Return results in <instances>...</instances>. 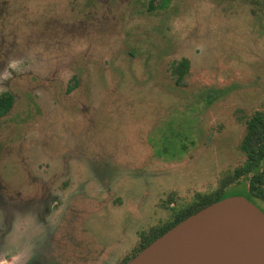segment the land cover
Listing matches in <instances>:
<instances>
[{
  "label": "rangeland",
  "instance_id": "rangeland-1",
  "mask_svg": "<svg viewBox=\"0 0 264 264\" xmlns=\"http://www.w3.org/2000/svg\"><path fill=\"white\" fill-rule=\"evenodd\" d=\"M158 2L0 0V94L14 96L0 119V202L15 205L7 239L35 225L24 244L41 257L24 260L123 264L242 165L244 121L264 114L262 0Z\"/></svg>",
  "mask_w": 264,
  "mask_h": 264
},
{
  "label": "water",
  "instance_id": "water-1",
  "mask_svg": "<svg viewBox=\"0 0 264 264\" xmlns=\"http://www.w3.org/2000/svg\"><path fill=\"white\" fill-rule=\"evenodd\" d=\"M124 264H264V212L243 196L177 223Z\"/></svg>",
  "mask_w": 264,
  "mask_h": 264
},
{
  "label": "trees",
  "instance_id": "trees-1",
  "mask_svg": "<svg viewBox=\"0 0 264 264\" xmlns=\"http://www.w3.org/2000/svg\"><path fill=\"white\" fill-rule=\"evenodd\" d=\"M169 1L170 0H159V5L157 7L159 9H165ZM261 4L262 8H264V0H262ZM188 70L189 61L187 59H182L171 65V74L175 78L176 85H182ZM75 86L76 83L69 87L67 91H71ZM13 104L14 96L10 92L6 91L0 94V119L11 110ZM244 125L245 131L239 145V150L244 157L242 165L236 167L229 175L225 176L217 189L207 194L196 195L194 201L190 205L174 213L172 220L168 224L159 229L152 230L139 247V250L134 253L132 257L188 216L212 203L227 198L224 194L225 189L242 178H246L248 181L243 197L258 207L259 205L257 202L264 203V114L261 112L253 113L244 121ZM128 260L126 259L124 263Z\"/></svg>",
  "mask_w": 264,
  "mask_h": 264
},
{
  "label": "flooded vegetation",
  "instance_id": "flooded-vegetation-1",
  "mask_svg": "<svg viewBox=\"0 0 264 264\" xmlns=\"http://www.w3.org/2000/svg\"><path fill=\"white\" fill-rule=\"evenodd\" d=\"M36 205V204H34ZM54 205V204H53ZM28 204H22L20 205L21 211L25 212V211H38L41 210L43 212V215L48 214L47 211H50L52 209H50V206L48 205L45 209L42 208H27ZM6 208V209H5ZM15 209V205H12L9 203V200L7 199H2V201L0 202V215H2V217H0V264H4V262L6 261H1L2 258H4V260H6V258L8 259L7 264H13L12 262H10L11 258L15 259V254L17 255V258L21 259L20 263L18 264H33L30 263L27 260H24L23 257H25V255H29L30 258H38L41 257V255L38 256H33V247H27V244L31 243L30 239H26V237L28 236L27 234L31 233V229L30 227L35 226L34 224H29V225H23V224H19V232L20 235L19 236H15L12 238L7 239L6 236L9 232V230L12 228L11 225H13L16 222V216L14 215V213L12 212ZM20 210V209H18ZM41 212V215H42ZM24 216H26L23 213ZM21 222L23 223H27L30 222L29 219L24 218L21 220ZM35 224L40 225L42 227L41 224L48 226V224L46 223V220L42 219H37L36 221H34ZM27 233V234H26ZM27 244L25 245L24 243ZM49 250V246L46 248V254L48 253ZM22 255V257H20ZM25 259H29V257H27ZM23 259V260H22ZM27 261V262H25Z\"/></svg>",
  "mask_w": 264,
  "mask_h": 264
}]
</instances>
